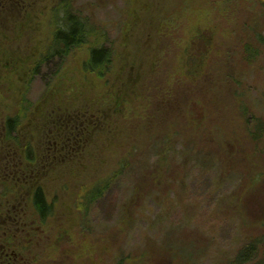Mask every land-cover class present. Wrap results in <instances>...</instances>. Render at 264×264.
<instances>
[{"label": "rangeland", "instance_id": "374dc122", "mask_svg": "<svg viewBox=\"0 0 264 264\" xmlns=\"http://www.w3.org/2000/svg\"><path fill=\"white\" fill-rule=\"evenodd\" d=\"M60 1L0 0V204L16 195L28 214L19 263L231 264L264 237V3L72 0L108 34L111 72L85 71L83 46L31 77ZM36 182L53 206L42 221Z\"/></svg>", "mask_w": 264, "mask_h": 264}, {"label": "trees", "instance_id": "16d2710c", "mask_svg": "<svg viewBox=\"0 0 264 264\" xmlns=\"http://www.w3.org/2000/svg\"><path fill=\"white\" fill-rule=\"evenodd\" d=\"M264 3V0H262ZM52 41L45 52L39 58V61L31 75L38 74L44 64L52 60H59L62 65L64 61L78 48L88 46L89 56L84 64L87 72L97 75L99 78H106L111 72L113 65V48L108 45V34L96 24L92 23L89 16H86L84 10L75 6L72 0H61L53 9L52 13ZM203 40H206L204 37ZM251 47L247 49L250 51ZM254 56V55H253ZM202 59L192 57L193 67L190 68L192 74L199 71V62ZM19 117L9 118L6 123V129L9 136H13L20 122ZM197 122V120L195 119ZM199 123V121H198ZM264 136V124L256 121V133L253 138L261 141ZM101 182L90 191L86 192L84 197V213L88 214L93 203L99 200L108 188ZM34 206L42 220L52 215L53 206L47 203L43 188L39 187L34 195ZM264 237L256 238L239 250L237 256L231 264H250L260 254V248ZM258 264H264V258H261Z\"/></svg>", "mask_w": 264, "mask_h": 264}, {"label": "flooded vegetation", "instance_id": "af4514ba", "mask_svg": "<svg viewBox=\"0 0 264 264\" xmlns=\"http://www.w3.org/2000/svg\"><path fill=\"white\" fill-rule=\"evenodd\" d=\"M19 157H20V161L18 163L19 165H17L18 168L15 169V167L10 164L7 165V168L15 169L17 171L16 174H19L23 178V180H25V183H23L25 186L26 184H30L36 172L32 170V172L26 173L21 168V165H24V160L21 159V156L17 157V155H14V158H16L17 160ZM10 177L5 178V176H3L2 177L3 181L2 182L0 181V189H2L1 191L2 198L5 197V195H7V190L5 186H6V181H8L7 178L9 179ZM12 180H15V177L12 178ZM39 187H41L40 183L37 182L30 185L31 190L29 193H31L30 195H32L33 204H34V195L36 194L37 189ZM14 190L17 193L19 192L18 189H14ZM16 198H17L16 195H13L11 197L13 201L12 203H11V199H8L7 201H5V199H2L0 204V216L1 214H4L3 222L0 223V264H20L19 261L21 259L20 257L21 254L17 250L22 244L20 238L21 228L28 226L27 223L23 222V220L27 218L28 214L26 211L18 209L17 206L18 204L20 205V203L16 204ZM35 212L38 214L36 208H35ZM40 219L42 221L41 217ZM31 229L35 230L34 227H31ZM28 235L30 236L32 235V230L28 233Z\"/></svg>", "mask_w": 264, "mask_h": 264}]
</instances>
